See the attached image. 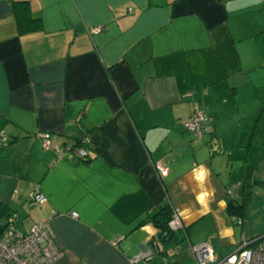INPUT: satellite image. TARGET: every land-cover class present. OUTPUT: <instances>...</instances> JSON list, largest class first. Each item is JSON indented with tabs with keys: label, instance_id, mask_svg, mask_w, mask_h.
I'll use <instances>...</instances> for the list:
<instances>
[{
	"label": "crops",
	"instance_id": "0c3cea01",
	"mask_svg": "<svg viewBox=\"0 0 264 264\" xmlns=\"http://www.w3.org/2000/svg\"><path fill=\"white\" fill-rule=\"evenodd\" d=\"M16 1L0 0V203L17 230L47 221L54 264H196L191 245L223 257L264 234V0H24L40 18L28 32ZM195 107L213 116L200 140ZM46 132L88 137V157L56 158ZM167 202L177 241L151 217Z\"/></svg>",
	"mask_w": 264,
	"mask_h": 264
},
{
	"label": "built area",
	"instance_id": "2783aa9c",
	"mask_svg": "<svg viewBox=\"0 0 264 264\" xmlns=\"http://www.w3.org/2000/svg\"><path fill=\"white\" fill-rule=\"evenodd\" d=\"M132 8H129L131 10ZM100 25H94L91 31H99ZM213 116L205 110L195 107L186 118L184 124L192 134L194 140H199L205 131V124L211 122ZM50 133L43 134V148H54L56 158H60L65 152H71L77 158L88 157V144L90 139L84 137L80 142H71L63 146H52ZM7 140V134L0 131V144ZM155 169L160 175L168 172L167 167L161 160L153 162ZM33 203H42L47 200L46 194L36 187L28 196ZM77 216V212H69ZM16 215L8 214L3 220L0 231V264H54L63 254L55 242L47 221H36L25 231H19L15 227ZM172 230L184 226L180 214L173 210V216L168 221ZM191 250L196 264H264V234L244 238L239 247L223 257H217L214 248L209 241L191 245ZM144 254L132 258L137 261ZM146 264V263H143Z\"/></svg>",
	"mask_w": 264,
	"mask_h": 264
},
{
	"label": "trees",
	"instance_id": "16d2710c",
	"mask_svg": "<svg viewBox=\"0 0 264 264\" xmlns=\"http://www.w3.org/2000/svg\"><path fill=\"white\" fill-rule=\"evenodd\" d=\"M14 14L17 21L18 30L20 32H28L38 28L40 25V18L31 13L30 6L28 2L21 0L16 1L13 7ZM82 138H77L76 142H80ZM91 144H88V148ZM89 155V152H88ZM249 196L245 194L240 202H234L230 200L228 202V208L231 210L239 209L241 212L244 211L246 202L248 201ZM173 207L169 202L163 204L151 217L156 223L157 226L161 228L162 238L166 239L172 237L173 239L180 240L187 235V228L183 226L177 230H172L169 227L168 221L173 216ZM8 212H2L1 217L7 216ZM0 217V218H1ZM2 219V218H1ZM3 220V219H2ZM4 224L3 221H0V226Z\"/></svg>",
	"mask_w": 264,
	"mask_h": 264
},
{
	"label": "clouds",
	"instance_id": "9594fccd",
	"mask_svg": "<svg viewBox=\"0 0 264 264\" xmlns=\"http://www.w3.org/2000/svg\"><path fill=\"white\" fill-rule=\"evenodd\" d=\"M195 173V179L198 182H203L206 179V171L201 167L200 169H194ZM208 195L207 193H201V195L198 197V200H203V198Z\"/></svg>",
	"mask_w": 264,
	"mask_h": 264
},
{
	"label": "water",
	"instance_id": "95a60500",
	"mask_svg": "<svg viewBox=\"0 0 264 264\" xmlns=\"http://www.w3.org/2000/svg\"><path fill=\"white\" fill-rule=\"evenodd\" d=\"M3 210H4V206L0 203V216L2 215Z\"/></svg>",
	"mask_w": 264,
	"mask_h": 264
},
{
	"label": "rangeland",
	"instance_id": "374dc122",
	"mask_svg": "<svg viewBox=\"0 0 264 264\" xmlns=\"http://www.w3.org/2000/svg\"><path fill=\"white\" fill-rule=\"evenodd\" d=\"M205 126H206V124H205ZM200 140V139H199ZM17 227L19 228V229H23V226L20 224V222H19V224H17Z\"/></svg>",
	"mask_w": 264,
	"mask_h": 264
}]
</instances>
